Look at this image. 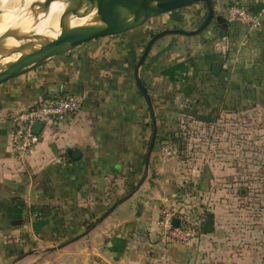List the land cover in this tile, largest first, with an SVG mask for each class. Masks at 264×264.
I'll return each mask as SVG.
<instances>
[{"label":"crops","instance_id":"1","mask_svg":"<svg viewBox=\"0 0 264 264\" xmlns=\"http://www.w3.org/2000/svg\"><path fill=\"white\" fill-rule=\"evenodd\" d=\"M232 4L260 13L261 26L226 19L227 25L214 21L201 34H173L178 39L168 35L155 43L141 67L158 126L149 177L94 230L62 249L43 250L85 232L93 214L96 221L113 204L111 192L142 177L153 122L135 67L153 26L145 27L148 21L93 39L0 84V264H264V177L253 183L257 215L237 217L235 232L222 221V231L203 232L195 243L172 244L163 253L158 242L163 206L193 202L197 213L207 218L212 212L214 227L218 223L217 213L208 211L217 206V170L211 164L202 171L191 168L180 154L183 128L196 119L184 114L185 107L219 99L223 118L231 112L224 103L231 95L239 96L234 110L241 115L264 109V0H220L216 13L225 17ZM189 7L173 14L169 26L186 29L179 22L202 16L198 3L184 8ZM217 64L222 66L215 72ZM63 93L78 95L80 110L45 124L28 157H15L10 113ZM170 132L178 141L165 140ZM258 149L257 180L264 174L263 147ZM70 150L77 151L74 158ZM206 165L210 178L202 190ZM252 190L240 188L242 203ZM23 231L31 236L29 251H35L10 255L5 245L18 243Z\"/></svg>","mask_w":264,"mask_h":264},{"label":"water","instance_id":"2","mask_svg":"<svg viewBox=\"0 0 264 264\" xmlns=\"http://www.w3.org/2000/svg\"><path fill=\"white\" fill-rule=\"evenodd\" d=\"M53 1H61L65 3V8L60 18V31L56 37L42 35L35 31L26 33L15 28L9 29L0 37L1 59L19 54L15 59L10 60L11 63L0 70V84L34 69L48 60L93 39L109 35H117L141 27L156 16L200 2H203L206 5L207 12L202 22L193 29L180 27L167 28L152 35L145 44L143 52L136 63V83L147 101L152 116L153 134L146 154L145 168L142 177L135 188L125 196L116 200L96 221H94L92 225L86 229L85 232L66 243L43 249L46 251L62 249L67 244L77 241L81 237L89 234L121 203L132 197L148 179L151 157L158 133V126L155 106L147 88L142 82L141 67L144 65L155 43L161 38L173 34L186 36L201 34L209 28L214 21L223 25L228 24L226 18L222 14L216 13V5L220 0H35L28 5L24 4L23 7L32 14L34 21L36 22L41 18V15L48 13ZM87 16L89 19L85 23L71 25L72 18H82ZM8 37H13L20 43L18 45L7 46L6 39ZM221 66V64L214 65L213 70L217 72ZM43 127V123L37 122L34 126V130L37 134H40ZM76 152V150H70L69 155L74 158ZM209 178V166L206 165L200 183V189L205 190L207 188ZM174 224H179L178 218L174 219ZM214 230V214L209 212L203 225V232L210 233ZM34 251L35 250H31L28 254H31Z\"/></svg>","mask_w":264,"mask_h":264},{"label":"rangeland","instance_id":"3","mask_svg":"<svg viewBox=\"0 0 264 264\" xmlns=\"http://www.w3.org/2000/svg\"><path fill=\"white\" fill-rule=\"evenodd\" d=\"M198 5H200L199 9L202 10V16L196 14L197 17H194L193 15V17H190L191 19L188 18L185 19L186 21L179 22L180 25L187 26L186 29H192L202 22L207 7L203 2L198 3ZM190 10H192L190 7L184 8V11H181V9L174 10L162 16L165 20L170 19L169 21H159L162 17L157 18L156 16L149 20L145 27L151 29V26H153L152 35L167 28H175L169 26L172 23L170 22L172 21L171 16L175 13L184 14ZM41 16L43 17L44 14ZM190 20L191 24H188ZM175 35H171V39L172 37L178 39V36ZM7 60L0 58V70L11 63ZM212 122L215 123L209 124ZM180 136L183 142L186 141L185 146L182 149L180 148L182 150L180 154L185 157L184 160L189 167L202 171L201 167L203 168L204 164H211L217 170L216 196H214L217 206L213 205L208 209V211L213 209L217 213L218 223L217 226L215 225V231H222V225L227 221L229 230L235 232L237 217L245 215V217L251 218L257 215L256 192L252 189L255 185L253 183H263L264 177V174H261L262 176L257 180V159L255 155L259 147H263L261 151L264 152V109L249 111L244 115L230 112L224 115L223 118L218 117L215 121H201L190 118L186 127L183 128V134ZM262 158H264V155ZM262 162L261 165L264 167V159ZM241 187H249L252 190L250 194L246 193L247 198L243 199L245 201L243 203L241 202ZM188 206L192 208L195 217H199L202 222L206 220V213H197V207L193 202L189 203ZM241 207H243V210H241Z\"/></svg>","mask_w":264,"mask_h":264},{"label":"built area","instance_id":"4","mask_svg":"<svg viewBox=\"0 0 264 264\" xmlns=\"http://www.w3.org/2000/svg\"><path fill=\"white\" fill-rule=\"evenodd\" d=\"M229 22H236L257 28L262 24L261 14L241 4L229 5L225 12ZM82 104V99L72 93L58 94L46 97L39 102L22 107L10 113L14 130L12 135L11 151L15 157L25 160L33 146L39 142L40 135L34 130L37 122L44 125L53 120H65L77 113ZM57 115V117H56ZM176 202L161 208L158 220V242L161 249L172 244H191L198 242L203 235V222L193 215L192 208L186 203ZM179 219V224H174V219Z\"/></svg>","mask_w":264,"mask_h":264},{"label":"bare ground","instance_id":"5","mask_svg":"<svg viewBox=\"0 0 264 264\" xmlns=\"http://www.w3.org/2000/svg\"><path fill=\"white\" fill-rule=\"evenodd\" d=\"M35 0H0V37L11 28L18 29L22 32L35 31L36 33L56 37L60 31V18L65 8V3L61 1H53L50 5L48 13L38 20L34 18L24 4H30ZM89 17H75L71 19V25H79L85 23ZM58 26V27H56ZM20 42L13 37L6 39L7 46L18 45ZM17 55L10 56L7 59H15Z\"/></svg>","mask_w":264,"mask_h":264},{"label":"trees","instance_id":"6","mask_svg":"<svg viewBox=\"0 0 264 264\" xmlns=\"http://www.w3.org/2000/svg\"><path fill=\"white\" fill-rule=\"evenodd\" d=\"M246 99L249 100L250 103L252 102H256L253 98L254 97H245ZM219 100V99H218ZM216 100L214 103H204V102H200L197 103L196 105H191L190 107H185L184 109V114L190 115L198 120L201 121H215L216 119H218L219 117V113H218V109H219V101ZM221 100V99H220ZM237 100H239V96H231V95H227V97L224 99V103L226 108H229V110H231V112H235V108H236V103ZM204 104V105H203ZM168 138H165V140H173V141H178V137L176 136L175 133L170 132L168 134ZM150 141V140H149ZM150 144V142L147 143L146 147H148ZM146 156V155H145ZM143 163L145 164V159L143 160ZM136 186V183L134 182L132 184V186L128 187L127 189H118L115 190V192H111L110 195V199L114 202L116 200H118L119 198H121L122 196H125L126 194H128L129 192H131ZM108 207L103 208V210H106ZM98 215V213H94L93 217L90 221V225H92L96 219V216ZM88 225V226H90ZM30 233H28L27 231H23L20 237V240L18 243H9L5 245V248H7L11 253L10 255H16V256H22L24 254H26L32 245L31 239H30Z\"/></svg>","mask_w":264,"mask_h":264}]
</instances>
